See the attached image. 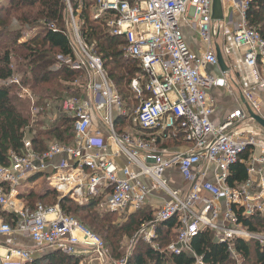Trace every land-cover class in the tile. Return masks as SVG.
I'll return each mask as SVG.
<instances>
[{
	"label": "built area",
	"instance_id": "built-area-1",
	"mask_svg": "<svg viewBox=\"0 0 264 264\" xmlns=\"http://www.w3.org/2000/svg\"><path fill=\"white\" fill-rule=\"evenodd\" d=\"M221 1L238 15L236 22L213 20L212 0H96L92 18L109 16L111 34L126 39L124 57L138 61L144 73L129 85L138 103L134 106L122 100L101 58L82 38L71 0H64L77 59L72 68L85 72L86 83L81 96L62 100L50 120L58 115L73 119V141L70 145L51 141L40 154L34 151L32 134L26 129L22 151L10 154L9 166H0V184L4 185L0 209L14 215L12 225L0 219V264H28L53 250L96 256L101 262L106 257L102 240L64 215L59 204L32 208L21 199L16 187L38 175L45 176L61 197L79 206L98 199V209L118 215L141 209L151 196L161 193V205H152L153 223L143 224L140 231L143 240L156 248L152 242L156 224L177 218V239L165 249L169 255L193 254L191 242L203 230L228 245L236 264L242 258L231 247L233 241L264 245V235L239 223V215L264 213V139L240 129L244 121H252L242 109L218 124L213 122L210 91L227 86L225 80L203 73L207 67H218V47L223 59L231 62L244 101L258 114L256 93L264 90V38L246 22V11L255 0ZM185 26L196 32L199 53L187 46ZM1 83L16 87L17 97L34 106V89L24 86L19 77ZM37 114L33 107L32 117L36 119ZM119 119L127 128L131 121L137 134L124 128L118 132ZM178 132L184 135L186 149L170 151L158 146V139L168 140ZM247 151L248 177L230 186V168ZM170 168L178 172L182 186L174 188L167 180ZM40 179L29 184L34 186ZM14 236L29 240L32 248L18 245ZM193 256L195 264H203L202 258Z\"/></svg>",
	"mask_w": 264,
	"mask_h": 264
},
{
	"label": "trees",
	"instance_id": "trees-1",
	"mask_svg": "<svg viewBox=\"0 0 264 264\" xmlns=\"http://www.w3.org/2000/svg\"><path fill=\"white\" fill-rule=\"evenodd\" d=\"M95 3L96 0H71L72 9L79 15L81 22V36L101 58L107 76L114 83L125 104L134 102L136 106L138 103L133 99L129 85L132 79L143 76L144 73L138 61L124 57L126 39L111 34L107 27L109 16L105 15L98 20L92 18ZM11 19L20 26L34 27L40 24L39 32L35 37L19 44L18 34L11 37V32L8 31ZM246 22L250 29L264 38V0H255L250 4L246 11ZM68 23L69 15L64 0H5L0 4V44H5L0 56V82L14 76L10 68L9 51L10 47L16 45L21 56L16 74L21 76L19 78L24 86L34 89L33 107L38 111L35 119L31 115V102L19 99L16 87L0 84V166H9L10 154L22 151L26 129L32 134L34 151L40 154L47 150L51 141L62 145L72 144L73 119L58 115L55 120H50L62 100L81 96L86 82L82 81L85 72L72 68L77 59L71 35H68ZM48 24L53 25L54 29ZM58 57L65 61L70 60V63H63ZM117 124V131L120 132L125 122L119 119ZM157 144L159 147L174 150H184L187 147L182 132L168 140L158 139ZM248 154V151L244 153L240 161L230 168V186L236 187L246 181L248 176L244 161L247 160ZM38 178L43 182L41 191L20 193V197L32 208L36 204H59L64 215L74 218L97 235L104 247L108 245L113 259H120L122 256L120 236L132 237L143 224L153 223L154 212L148 205L126 214V220H123L117 218L116 213L98 209V199L79 206L68 197H61L49 187L43 175L31 178L29 183ZM0 187L4 185L0 184ZM13 217L14 215L0 209V219L4 222L12 225ZM239 223L252 233L264 235V213L253 217L239 215ZM178 226L175 217L156 224L155 237L152 240L156 248H152L144 240L145 243L138 241L139 244L125 264H195L193 254L202 258L203 264H236L228 245L219 243L214 233L209 230H203L193 238V254H167L165 249L177 239ZM231 247L241 256V264H264V245L261 246L256 241H233ZM28 264H81V257L53 250L35 256Z\"/></svg>",
	"mask_w": 264,
	"mask_h": 264
},
{
	"label": "crops",
	"instance_id": "crops-1",
	"mask_svg": "<svg viewBox=\"0 0 264 264\" xmlns=\"http://www.w3.org/2000/svg\"><path fill=\"white\" fill-rule=\"evenodd\" d=\"M222 5H223V11H224L223 18L226 21H228V19H230V21L236 22L238 20V15L236 13H230V9H228L223 3H222ZM182 31H183V35H184V40H185L187 46L190 48V50L192 52L199 53L201 51V47H200V41H199V38H198L196 32L192 31L191 29H189L186 26L183 27ZM224 62L226 64V68H227L226 71H224V72H222L219 67H207L203 71L204 74H208L214 78H220V79L225 80L226 86H227L226 88L215 87L210 91V96L214 100V113H213L212 120L215 124H218L219 122L224 120L228 116V114H230L234 110L242 109L247 113L245 104L242 101V91H241L239 83H238L237 75L235 72H234L235 77L231 74V72L233 71L231 62L227 59H225ZM230 66H231V68H230ZM256 97L260 103L258 115L263 114V116H264V90L258 91L256 93ZM243 106L245 107V109ZM248 122H253V121H250V120L247 121L246 120L240 125V127L243 125L245 129L255 132V134L258 138L263 139L257 134L255 129H252V127L250 126V124H248ZM129 123H130V125H128V127L130 126L129 128H127L124 125L122 128H120V130H122L124 128V129H128L131 132L135 131L136 132L135 134H137V129L132 127L131 121ZM117 128H118V124H117ZM161 148H163V147H161ZM169 150L174 151V149H169ZM118 163L120 165L123 164L121 160H119ZM165 176H166L167 180H169V182H171V185L174 188H178V187L182 186L181 177L179 176L178 172L175 169L170 168L166 172ZM38 182H39V180L36 182V185L38 184ZM36 185H34V186H36ZM34 186H33V189H34ZM162 196L163 195L161 193H156L155 196H151L147 200L146 205L151 207V209H152V205L153 206L154 205L160 206L162 203V200H161ZM21 199H23V198L21 197ZM23 201L25 203H27L26 200L23 199ZM13 240H15L18 245L24 246V247L29 248V249L32 248L33 244L29 240H25L19 236H14Z\"/></svg>",
	"mask_w": 264,
	"mask_h": 264
},
{
	"label": "rangeland",
	"instance_id": "rangeland-1",
	"mask_svg": "<svg viewBox=\"0 0 264 264\" xmlns=\"http://www.w3.org/2000/svg\"><path fill=\"white\" fill-rule=\"evenodd\" d=\"M2 4V2H1ZM224 14V11H223ZM8 28L11 33V37H14L15 34H18V43L21 44L33 37L36 36V34L39 32L40 29V24H37L36 26L32 27V26H20V24L18 22H16L15 20L11 19L8 25ZM67 29H68V35L70 36L72 33V27H71V23L69 21L68 25H67ZM73 41V38L71 40ZM2 43V42H1ZM220 45L223 47V43L222 41H220ZM5 48V44L2 45L0 44V56L2 55V49ZM10 62H11V69L14 72L15 77H21L19 74H16V72L18 71V63L21 62V56L19 53V50L16 48V45L10 47ZM231 68V66H230ZM231 74L235 77L234 74V70L231 72ZM228 77V76H227ZM82 81H86V76H83ZM86 83V82H85ZM0 84L2 85V83L0 82ZM84 87V86H83ZM244 107V106H243ZM245 109V107H244ZM260 116L264 117L263 114H261ZM248 124H250V126L252 127V129H255L257 134L264 139V131L254 122H248ZM240 129H245L244 126L242 125L240 127ZM134 133H136L135 131H133ZM36 185V184H35ZM43 188V182L42 180H39L38 184L36 186H33L29 183H24L21 184L19 186L16 187V190L18 193H29L31 191H36L39 192L41 191V189ZM125 215L119 216L117 215V218H122L123 220H126V218L124 217ZM77 218V217H76ZM141 228L139 229V231L133 235L132 237H126V236H120L119 237V241L121 242L120 247H121V258L120 259H113L112 256L110 255V248L108 247V245H106L105 250V255L106 257H104V261L102 259L101 260L96 257V256H91V255H82L81 257V264H114L119 260H127L130 255L132 254L133 250L135 249V247H137V245L139 244L138 241H143V236L144 234L140 231ZM145 243V242H144Z\"/></svg>",
	"mask_w": 264,
	"mask_h": 264
},
{
	"label": "water",
	"instance_id": "water-1",
	"mask_svg": "<svg viewBox=\"0 0 264 264\" xmlns=\"http://www.w3.org/2000/svg\"><path fill=\"white\" fill-rule=\"evenodd\" d=\"M212 19L213 20H222L223 19V7L221 0H212ZM216 57L218 61V67L222 72L226 71V64L222 57V54L218 47H216ZM242 101L245 104L247 114L249 118L256 123L263 131H264V118L258 114H255L249 105L244 101L242 97Z\"/></svg>",
	"mask_w": 264,
	"mask_h": 264
}]
</instances>
